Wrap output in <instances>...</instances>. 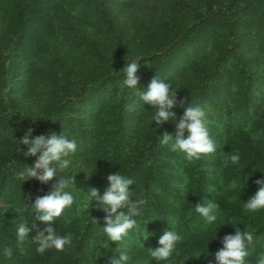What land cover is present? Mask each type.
<instances>
[{"label": "trees", "instance_id": "trees-1", "mask_svg": "<svg viewBox=\"0 0 264 264\" xmlns=\"http://www.w3.org/2000/svg\"><path fill=\"white\" fill-rule=\"evenodd\" d=\"M133 59H140L139 91L156 76L172 85L175 123L156 128L151 107L122 87L119 73ZM19 83L26 84V101L18 97ZM35 84L40 88L33 96ZM191 104L204 110L217 146L193 162L159 138L165 132L175 137ZM29 129L33 136L63 133L77 141L70 168L47 184L23 183L16 175L36 159L25 158L23 145L18 151V139ZM234 153L239 164L225 167ZM118 171L134 180L133 199L144 201L137 228L121 242L103 247L106 214L94 201L84 209L82 196L53 225L59 235L71 237L63 251L38 254L32 230L27 239H17L25 219L32 228L31 207L51 191L50 184L68 179L81 193L96 188L102 195L107 176ZM259 171L264 172V0H0L4 263L110 264L113 255L125 252L129 264H157L141 244L157 248L174 223L182 241L162 264H215L205 255L214 254L236 229L252 232L244 264H258L264 211L246 212L243 202L255 195ZM245 176L251 179L244 185ZM233 182L236 188L229 189ZM212 199L220 213L214 226L194 211Z\"/></svg>", "mask_w": 264, "mask_h": 264}, {"label": "clouds", "instance_id": "clouds-1", "mask_svg": "<svg viewBox=\"0 0 264 264\" xmlns=\"http://www.w3.org/2000/svg\"><path fill=\"white\" fill-rule=\"evenodd\" d=\"M139 61L140 59L127 61L121 69L119 74L123 75L122 87L134 90L139 97V102L151 107L152 110L148 112L152 113L151 121L152 124L155 123L156 128L160 129L170 121L175 123L177 117L173 109L178 106V101L176 92L172 91V85L161 81L156 76L151 80L146 91H139L137 87ZM135 106L136 103L134 102L132 107ZM185 131L188 133L186 138ZM159 138L162 145L167 146L173 153L182 154L189 162L198 161L203 156L217 151V146L209 134L205 112L198 105L191 104L186 108L183 117L176 125L175 137L165 132L159 135ZM18 141V151L21 145L27 148L24 153L25 158H36L31 166L23 165L16 173L17 178L23 183L35 179L40 184H47L70 168L72 164L70 157L77 152L76 139L69 138L63 133L60 135L52 133L50 135L33 136L32 130L29 129ZM239 162V153H234L227 156L224 166L227 167L229 163L236 165ZM259 172L262 174V178L255 181L257 185L255 195L243 202L246 212L264 211V172ZM91 175L85 178L87 179ZM245 177L247 179L244 185L251 179V176ZM107 182L108 187L101 195L96 188L81 193L76 189L74 181L62 178L46 195L35 199L31 207L33 211L30 215L34 216L32 228H36L37 235L33 240L36 243L38 254L43 255L50 250L63 251L66 245L71 244V237L59 235L53 225L57 223L65 209L71 207L77 201V197L80 196H82V207L84 209L89 208V206L92 207L94 201L99 209L106 214L104 227L100 228L105 237L103 247L107 248L109 242L118 244L137 228L144 201L133 199L132 185L134 180L118 171L108 175ZM236 186V183L233 182L229 185V189H235ZM120 209L124 211L117 214ZM194 211L210 226L217 223L220 215L219 205L213 199L196 205ZM37 221L46 225V227L41 230L37 226ZM171 226V230L165 231L158 240L157 248L148 249L144 247L143 243L141 244V247L147 249L151 257L157 261V264L168 262L176 252L178 244L182 241V236L175 230L174 223ZM32 228L29 227V220L25 219L16 229L17 239L19 241L27 239ZM216 232L217 229L214 239H217ZM148 239L149 236L145 241ZM252 243V232L236 229L234 234H228L222 238V247L214 254L207 252L205 256H210L215 264H244L245 258L249 254V246ZM8 255H11V250H8ZM129 260L130 257L127 253L120 252L118 256L113 255L110 264H129ZM258 264H264V254L260 256Z\"/></svg>", "mask_w": 264, "mask_h": 264}, {"label": "rangeland", "instance_id": "rangeland-1", "mask_svg": "<svg viewBox=\"0 0 264 264\" xmlns=\"http://www.w3.org/2000/svg\"><path fill=\"white\" fill-rule=\"evenodd\" d=\"M22 72H23V74L22 73H20V74H22V77L24 76V71L22 70ZM20 82V81H19ZM38 84V83H37ZM39 85H42V83H40ZM37 86L36 87V84L33 86V88H32V93H33V96H34V91H35V89L37 90V92L39 91V88H40V86ZM19 87H22V89L19 91V94H18V97L19 98H23V100H25L26 101V84L25 83H19V85H18ZM224 134V132H221L220 133V135H223ZM254 136H261V133H256V134H254ZM54 185H56V184H53V185H49L50 186V189L52 190L53 189V186ZM37 223V226L38 227H40L41 228V230H43V228H45L46 227V225H43L42 223H40L39 221H37L36 222ZM32 226V225H31ZM32 239L37 235V232H36V228H32ZM33 242L35 243V241L33 240ZM2 260H0V264H7L6 262L4 263L3 261V263L1 262Z\"/></svg>", "mask_w": 264, "mask_h": 264}]
</instances>
